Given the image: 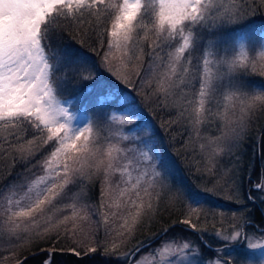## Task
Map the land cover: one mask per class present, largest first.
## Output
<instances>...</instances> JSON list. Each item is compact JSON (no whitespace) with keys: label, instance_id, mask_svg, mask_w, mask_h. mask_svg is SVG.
Returning a JSON list of instances; mask_svg holds the SVG:
<instances>
[{"label":"snow or ice","instance_id":"obj_1","mask_svg":"<svg viewBox=\"0 0 264 264\" xmlns=\"http://www.w3.org/2000/svg\"><path fill=\"white\" fill-rule=\"evenodd\" d=\"M258 115L264 0H0V153H15L17 169L0 183V246L71 224L85 256L100 249L98 264H264V130L258 171L236 151ZM180 120L206 141L202 168L191 151L178 163L160 138ZM210 123L220 134L201 136ZM181 163L212 187L188 183ZM93 178L97 204L86 202ZM161 191L186 218L127 247ZM214 197L229 211L202 216ZM93 217L102 235L77 229Z\"/></svg>","mask_w":264,"mask_h":264},{"label":"rangeland","instance_id":"obj_2","mask_svg":"<svg viewBox=\"0 0 264 264\" xmlns=\"http://www.w3.org/2000/svg\"><path fill=\"white\" fill-rule=\"evenodd\" d=\"M250 79H253V77L251 76ZM257 79L260 80L261 77L258 76L256 78V80ZM149 108L154 109L155 110L154 113H157L156 111L158 109H155V106L149 105ZM173 125L174 124H167L166 123L164 125L163 129L161 128V130H160V138L162 139L164 145L170 151H172L174 155H176V159H177L178 163L183 159V156L181 154H183L187 151H191L192 158L197 159L199 161L201 168H202L203 165L205 164V160L200 159L201 153H200L199 145L202 143H206V141L203 139H197L195 136H193L191 139H189V134L186 130L187 126H184L185 132L182 134V136H180V133H176L177 131L173 129V127H172ZM217 127H218V125L216 123H210L209 125L202 126L201 127V136H203V137L218 136L220 133L217 131ZM263 127H264V116H259V115L256 118H254L253 122L249 125L248 133L243 137L242 143L239 145L238 149H236L237 153L240 155L241 165L243 164V160L245 158L246 151L251 149V145L248 146L249 136L252 135L255 137L254 139H256L257 135L260 133V130ZM179 128H181V127L179 126ZM6 134L8 135L7 132L3 131L0 133V137L7 136ZM102 135H104V133H102ZM137 135H143V134L137 133ZM247 140H248V143L246 144ZM255 142L252 145L253 148L255 147ZM10 153H12L11 155L15 156V153H13V152H10ZM252 153H253V150H252ZM226 159L227 158H222L221 162L223 163ZM254 159H255V156L253 153L252 158L250 160V163H254L255 162ZM181 168L184 169L183 177H184V179L187 180L188 183L194 184V185H199L202 188H211L212 187L211 178L208 175H203L201 177V172L196 171V169H192L191 171H189L188 169H185L187 167H185V165L182 163H181ZM95 180H97V178H93V180H91L89 182V189L87 190L89 193H90V191H89L90 186H91V184H93L95 182ZM73 191H77V189H73ZM253 194L255 195V193H253ZM160 196H161V198H160L158 203L155 200L153 201V208H154L155 213L157 211H161V209H165V208L171 209V208H173V206L175 207V204H176L175 200L173 198H171L168 194L161 191ZM98 199H99V197H98ZM213 199L219 200L220 203L218 205L204 204V205L200 206V213L202 216L209 214L213 211H229V209H225L223 207V204L226 203L225 201H223L219 197H214ZM86 202L90 203L88 201H86ZM91 204H94V203L92 202ZM60 206L61 205H58V207H60ZM182 208H183V212H185V207L183 205H182ZM170 209H169V211H170ZM231 210H235V209H231ZM54 212H55V209H53L51 212H49V215H53ZM184 218H186V217H184ZM193 219L195 222L194 217H193ZM157 220H159V221H157ZM92 221L93 222H91L90 224L89 223H87V224L86 223H84V224L78 223L77 229H83L84 232H89L90 230H94L96 232L95 229L98 230V228H100V225L99 224H98V226L96 225V223H95L96 217H93ZM155 221H157L156 225L154 223ZM163 221H165V219L160 220L159 218L154 217L153 222L151 224H145L144 226H142V228L145 227L146 229H149V227H152V226H156V228H159L160 225H162ZM211 224H212V221L209 220L207 222V226L211 227ZM216 226H217V228L220 227L219 224H217ZM101 229H102V225H101ZM73 231H74L73 226L71 224H68L67 226H62L59 229V236L58 237H57L56 231L54 230L52 233L48 234L47 236H44L42 238L33 237L28 243H20L16 247L11 248V249H7L6 245L0 246V251L2 252V254H4V256H2L3 257V264H7V262H10V264H17L18 262L21 261V260H16L18 258L17 256H20L21 253H24L25 251H27L29 249L37 248L40 245H43V247L40 248L39 250H43L46 252V259H48L47 252L52 253V256H51L52 264H55V256H58V258L59 257L63 258V257H65V255H67L69 253L74 254L72 251L74 248L76 249V251L81 252V250L77 249V247H72V248H69L67 250H64V248L58 246V245H61L64 243H69L68 241H66L68 239L74 245H76L77 240L83 239V236L79 232H77L76 236H72L71 233ZM150 233H153V232L147 231L146 234L135 235V238L132 239L131 242L128 244L129 248L132 247V245L136 244L138 241L143 240L144 235H146V237H147ZM136 236H138V237H136ZM5 239H6V237H5ZM193 239H195V238H193ZM50 242H52V243H50ZM80 248L83 249L82 247H80ZM121 250L124 251L125 249H121ZM81 255L83 256L84 252H81Z\"/></svg>","mask_w":264,"mask_h":264},{"label":"trees","instance_id":"obj_3","mask_svg":"<svg viewBox=\"0 0 264 264\" xmlns=\"http://www.w3.org/2000/svg\"><path fill=\"white\" fill-rule=\"evenodd\" d=\"M258 76L259 75L256 74V75H253L252 77H253V79H256ZM130 91H132V89H130ZM137 99L140 100L141 98L138 96ZM144 104H145L146 109L149 108V105L155 106L154 104H149L146 101H144ZM156 112L157 113H154V115H155V118L157 119L158 123L166 122L168 120V116L165 113H162L158 110ZM185 121L186 120H180L179 123H176L172 126L173 129L177 131L176 133H180V136H182V134L185 132L184 126H187V121L186 122ZM165 124L166 123H164V125ZM179 126L181 128H179ZM261 130H264V127ZM261 130H260V133L258 135L261 134ZM1 132H3V131H0V133ZM254 138L255 137L252 135L249 136V138H248V140H249L248 146L251 145V149L246 151V155H245V158L243 160L242 166L244 167L245 170H247V166L250 163V160L252 158V154H253L252 150L254 149L252 147V145L256 141V139H254ZM248 140L246 141V144L248 143ZM11 154L12 153L9 152L8 155L5 156L2 153H0V183H7V180H5L4 177L8 175L9 171H11L13 173L15 171H17V169L12 168V162H13L14 156ZM37 159H41V156L39 154L37 156ZM254 161H255L254 164L256 165V168L258 171L259 166H260V162H261V157L255 156ZM185 169H187V168H185ZM9 179H11V177H9ZM89 191H90V193L88 192L89 199L87 201L90 203L93 202L94 204H97V202L99 201V199H98V197H99V179L98 178H97V180H95V182L93 184H91ZM175 203H176L175 207L173 206V208H171V209L170 208L161 209V211H157L155 213V216H154L155 218H159L160 220L165 219V221H163L162 225H166L167 223H170L172 220L183 219L185 217L182 205L177 203V202H175ZM169 209H170V211H169ZM256 215H257L256 223H259L260 221H259V212L258 211H257ZM157 221H159V220H157ZM157 221L154 222L155 225L157 224ZM90 223L91 222H89V224ZM96 225L98 226V223H96ZM162 225H160V227ZM144 228H142V226L139 227L136 235L146 234L147 231L156 232L159 229V228H156V226L149 227V229H146V228L144 229ZM95 230H96L97 235H102L103 229H101V225H100V228H98V230L97 229H95ZM136 237H138V236H136ZM145 237H146V235L143 236V238H145ZM193 238H195V237H192V239ZM66 241H68L69 243H64V244H61L62 246L61 245H58V246L64 248V250H67V249L72 248V247H77V249H80L81 252L85 251L84 248L81 249L77 244L76 245L72 244L69 239ZM50 243H52V242H50ZM42 247H43V245H40L37 248H32V249L25 251L24 253H21L20 256H17L18 258L16 260H22L25 256L31 254L32 252L38 251ZM127 247H129V246L127 245ZM125 250H126V248H125ZM99 253H100V249H98L95 259L91 258V257H87L85 255H83V256L81 255L80 257H78V256L71 254V253L65 255V257H63V258L62 257L58 258V256H55V264H98ZM2 256H4V254H2V252L0 251V257H2ZM45 259H46V252L42 251L41 253L36 254L34 256H31L30 258L26 259L22 264H42V261ZM7 264H10V262H7Z\"/></svg>","mask_w":264,"mask_h":264},{"label":"water","instance_id":"obj_4","mask_svg":"<svg viewBox=\"0 0 264 264\" xmlns=\"http://www.w3.org/2000/svg\"><path fill=\"white\" fill-rule=\"evenodd\" d=\"M43 250H38V251H35V252H32L31 254L25 256L20 262L23 263L26 259L30 258L31 256H34L36 254H39L41 253ZM18 264V263H17Z\"/></svg>","mask_w":264,"mask_h":264}]
</instances>
